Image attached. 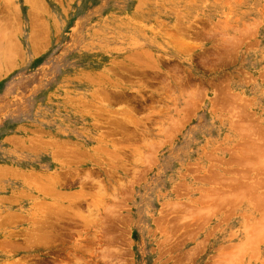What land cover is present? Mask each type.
I'll list each match as a JSON object with an SVG mask.
<instances>
[{"label": "rangeland", "instance_id": "1", "mask_svg": "<svg viewBox=\"0 0 264 264\" xmlns=\"http://www.w3.org/2000/svg\"><path fill=\"white\" fill-rule=\"evenodd\" d=\"M0 50V264H264V0H0Z\"/></svg>", "mask_w": 264, "mask_h": 264}, {"label": "bare ground", "instance_id": "2", "mask_svg": "<svg viewBox=\"0 0 264 264\" xmlns=\"http://www.w3.org/2000/svg\"><path fill=\"white\" fill-rule=\"evenodd\" d=\"M33 4H34V3H33ZM33 4H32V6H33ZM31 9H32V8H31ZM31 9H30V10H31ZM33 10H34V9H33ZM1 25H2V24H1ZM42 25H43V24H42ZM37 32H38V31H37ZM31 33H32V32H31ZM10 34H11V33H10ZM33 34H34V33H33ZM3 39H4V38H3ZM30 39H31V37H30ZM17 42H18V41H17ZM9 43H10V42H9ZM7 45H8V44H7ZM8 48H9V47H8ZM17 49H18V48H17ZM11 50H12V49H11ZM0 51H1V50H0ZM4 52H5V51H4ZM4 52H2V53H4ZM9 52H10V51H9ZM5 54H6V52H5ZM7 54H8V53H7ZM10 55H11V54H10ZM0 56H1V55H0ZM4 56H5V55H4ZM6 56H9V54L6 55ZM1 58H2V57H1ZM10 59H11V58H10ZM6 60H7V59H6ZM6 60H5V61H6ZM5 61H4V62H5ZM11 61H12V60H11ZM7 62H8V61H7ZM0 63H1V62H0ZM255 145H256V144H255ZM259 185H260V184H259ZM55 186H56V185H55ZM247 186H248V185H247ZM253 186H254V185H253ZM251 187H252V186H251ZM261 187H262V186H261ZM49 190H50V189H49ZM50 191H51V190H50ZM53 191H54V190H53ZM53 191H52V192H53ZM57 191H58V190H57ZM47 194H48V193H47ZM49 194H50V193H49ZM62 194H63V193H62ZM55 195H56V194H55ZM63 195H64V194H63ZM65 196H66V195H65ZM67 196H68V195H67ZM73 196H75V195H73ZM80 196H81V195H80ZM51 197H52V196H51ZM62 198H63V197H62ZM73 198H74V197H73ZM75 198H76V196H75ZM257 199H258V198H257ZM62 200H63V199H62ZM249 200H250V199H249ZM68 202H69V201H68ZM52 203H53V202H52ZM55 203H56V202H55ZM55 203H54V204H55ZM57 203H58V202H57ZM70 203H72V201H71ZM256 203H257V202H256ZM54 204H52V205H54ZM55 205H56V204H55ZM71 205H72V204H71ZM260 205H261V204H260ZM260 205H259V206H260ZM56 206H57V205H56ZM58 206H59V205H58ZM55 208H56V209H59V207H58V208L55 207ZM61 208H62V207H60V209H61ZM42 210H43V209H42ZM61 211H62V209L60 210V212H61ZM63 211H64V210H63ZM41 212H43V211H41ZM58 213H59V211H58ZM67 213H68V212H67ZM64 215H65V214H64ZM45 220H46V219H45ZM38 222H39V221H38ZM41 222H42V221H41ZM43 222H44V221H43ZM45 222H46V221H45ZM43 224H44V223H43ZM43 224H42V225H43ZM53 225H54V224H53ZM40 226H41V225H40ZM51 226H52V225H51ZM52 227H53V226H52ZM40 229L43 230V228H40ZM50 229H51V228H50ZM52 229H53V228H52ZM38 230H39V229H38ZM53 230H54V229H53ZM43 231L45 232V229H44ZM46 231L48 232L49 229L46 230ZM50 232H51V231H49V233H50ZM52 232H55V231H52ZM38 233H39V231H38ZM42 233H43V232H42ZM45 233H46V232H45ZM49 233H48V234H49ZM55 234H56V233H55ZM35 235H36V233H35ZM39 235H41V234H39ZM52 235H53V237H55L53 233H52ZM57 235H59V234L57 233ZM57 235H56V236H57ZM47 236H48V235H47ZM36 237H37V236H36ZM39 237H40V236H39ZM58 237H59V236H58ZM41 238H42V237H41ZM49 238H50V237H49ZM49 238H48V239H49ZM44 239H46V238H44ZM53 239H54V238H53ZM53 239H52V240H53ZM55 239H56V237H55Z\"/></svg>", "mask_w": 264, "mask_h": 264}]
</instances>
